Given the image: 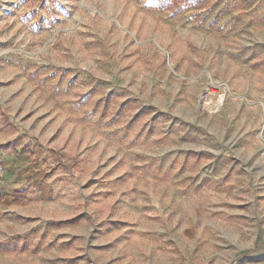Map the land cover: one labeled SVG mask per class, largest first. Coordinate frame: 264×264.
<instances>
[{"label":"rangeland","instance_id":"1","mask_svg":"<svg viewBox=\"0 0 264 264\" xmlns=\"http://www.w3.org/2000/svg\"><path fill=\"white\" fill-rule=\"evenodd\" d=\"M155 2L0 0V264H264V0Z\"/></svg>","mask_w":264,"mask_h":264},{"label":"trees","instance_id":"2","mask_svg":"<svg viewBox=\"0 0 264 264\" xmlns=\"http://www.w3.org/2000/svg\"><path fill=\"white\" fill-rule=\"evenodd\" d=\"M187 3H201L199 0H186ZM176 2H173V0H156L155 6L158 9H166L169 7H174ZM171 5V6H170Z\"/></svg>","mask_w":264,"mask_h":264}]
</instances>
